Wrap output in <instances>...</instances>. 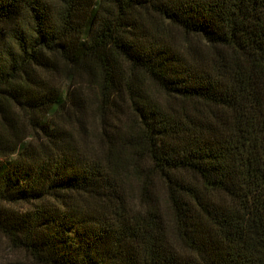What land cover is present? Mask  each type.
Returning a JSON list of instances; mask_svg holds the SVG:
<instances>
[{
    "label": "trees",
    "instance_id": "obj_1",
    "mask_svg": "<svg viewBox=\"0 0 264 264\" xmlns=\"http://www.w3.org/2000/svg\"><path fill=\"white\" fill-rule=\"evenodd\" d=\"M0 234L264 264V0H0Z\"/></svg>",
    "mask_w": 264,
    "mask_h": 264
},
{
    "label": "rangeland",
    "instance_id": "obj_2",
    "mask_svg": "<svg viewBox=\"0 0 264 264\" xmlns=\"http://www.w3.org/2000/svg\"><path fill=\"white\" fill-rule=\"evenodd\" d=\"M0 264H35L23 252L9 246L7 240L0 234Z\"/></svg>",
    "mask_w": 264,
    "mask_h": 264
}]
</instances>
